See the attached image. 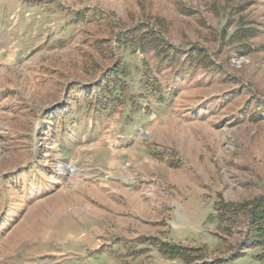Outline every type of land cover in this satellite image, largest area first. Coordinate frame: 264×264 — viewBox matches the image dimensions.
<instances>
[{"label":"rangeland","instance_id":"obj_1","mask_svg":"<svg viewBox=\"0 0 264 264\" xmlns=\"http://www.w3.org/2000/svg\"><path fill=\"white\" fill-rule=\"evenodd\" d=\"M261 195L264 0H0V264H264Z\"/></svg>","mask_w":264,"mask_h":264},{"label":"trees","instance_id":"obj_2","mask_svg":"<svg viewBox=\"0 0 264 264\" xmlns=\"http://www.w3.org/2000/svg\"><path fill=\"white\" fill-rule=\"evenodd\" d=\"M151 29L154 31L152 32V30H150L151 34L156 39H160L162 32L156 29V27H153ZM150 31L146 29V31H144L143 34H141L142 36L140 38L144 39L145 37H147ZM154 47L156 46H153V48ZM145 49L146 48H144L143 50ZM116 67H119V66H116ZM115 71L117 73L114 74V76L120 73L118 72V69H115ZM105 84L108 85V83H105ZM108 89H111V87H108ZM219 207L220 209H224V212H222L221 214L222 217H223V214L226 213V215H229V219L231 222L234 220L232 218L234 217L237 218L240 212H247V214L250 216L251 227L254 230L253 231L254 241L253 239H251V243L253 244L251 246H259L261 245V243H264V195L253 198L251 200L244 201L243 203L227 202V201H224V199H222ZM176 255L184 259L186 262L192 261V259L195 258V256L190 257L188 255H184V252H182L181 254H176Z\"/></svg>","mask_w":264,"mask_h":264}]
</instances>
